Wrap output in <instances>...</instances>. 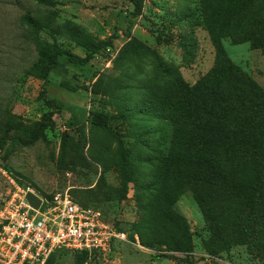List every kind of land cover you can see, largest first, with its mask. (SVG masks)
<instances>
[{"label":"rangeland","instance_id":"374dc122","mask_svg":"<svg viewBox=\"0 0 264 264\" xmlns=\"http://www.w3.org/2000/svg\"><path fill=\"white\" fill-rule=\"evenodd\" d=\"M58 1L63 5L0 0V141L10 116L31 124L53 111L55 122L36 141L14 131L0 144V213L9 203L18 204L21 191L44 199L68 191L77 203L103 211L129 237V243L115 245L109 256L92 257L90 264H264V184L247 205L212 199L214 224L187 188L173 207L187 225L191 252L133 244L135 225L151 200L143 187L154 171L141 159L169 147L159 132L142 134L159 123L136 112L142 101L170 86L172 76L190 87L199 82L214 68L217 46L264 90V0H246L238 13L223 8L220 14L225 0H144L135 17L128 0ZM27 13L76 29L80 39L116 38L86 64L61 58L43 83L28 74L37 53L34 34L21 21ZM66 33L45 30L39 36L84 58L86 50ZM43 89L60 111L44 102ZM95 113L106 116L114 134L96 128ZM166 132L171 134L170 125ZM230 209L237 228L219 220ZM73 261L71 253L56 250L45 264Z\"/></svg>","mask_w":264,"mask_h":264},{"label":"trees","instance_id":"16d2710c","mask_svg":"<svg viewBox=\"0 0 264 264\" xmlns=\"http://www.w3.org/2000/svg\"><path fill=\"white\" fill-rule=\"evenodd\" d=\"M35 1L48 7L63 5L58 0ZM128 1L132 16H138L144 0ZM225 2L217 14L223 8L238 13L246 4V0ZM21 21L34 34L37 53L28 74L43 83L48 81L61 58L79 65L86 64L100 50L112 47L116 38L110 36L106 41L99 42L80 39L76 29L56 26L49 16L33 17L27 13ZM64 29L67 31L65 36L74 39L86 50L84 58L73 54L58 41L49 42L39 36L45 30L63 34ZM159 64L168 73L164 64ZM172 78L170 86L142 101L141 108L136 112L159 123L158 127L154 125L149 130L144 129L142 134L159 132L163 144L168 142L169 147L153 149L151 156L141 159L154 171L143 187L151 197L143 207L147 215L136 223L135 232L140 244L145 247L162 246L168 251L187 253L192 251L191 237L184 219L173 207L187 188L193 191L203 214L214 224L216 220L210 215L212 199V203L228 200L247 205L259 185L264 184V90L234 64L220 46L216 48L214 68L195 85L190 87L180 77ZM43 92L44 102L55 111H60L61 106L47 99L44 89ZM53 116L54 112H49L31 124L8 117L0 144H4L8 134L14 131L23 133L31 141L38 140L55 125ZM105 121L103 114L93 115L96 128L114 134ZM169 125L171 134L168 135L166 129ZM214 190L219 193H214ZM207 194H211L212 198L208 200ZM234 219L235 211L230 209L229 215L219 220L237 228ZM71 254L74 264H90L92 257L99 256L85 251Z\"/></svg>","mask_w":264,"mask_h":264},{"label":"built area","instance_id":"2783aa9c","mask_svg":"<svg viewBox=\"0 0 264 264\" xmlns=\"http://www.w3.org/2000/svg\"><path fill=\"white\" fill-rule=\"evenodd\" d=\"M20 194L18 204L9 203L0 213V264H45L56 250L106 257L115 245L129 243L128 234L100 209L77 203L68 191L50 199L34 193L41 201L38 209L28 204L26 192ZM133 244L143 249L136 236Z\"/></svg>","mask_w":264,"mask_h":264},{"label":"water","instance_id":"95a60500","mask_svg":"<svg viewBox=\"0 0 264 264\" xmlns=\"http://www.w3.org/2000/svg\"><path fill=\"white\" fill-rule=\"evenodd\" d=\"M25 199L33 209L39 208L41 201L34 193L27 191L25 194Z\"/></svg>","mask_w":264,"mask_h":264}]
</instances>
